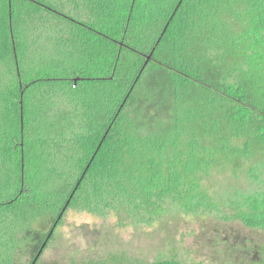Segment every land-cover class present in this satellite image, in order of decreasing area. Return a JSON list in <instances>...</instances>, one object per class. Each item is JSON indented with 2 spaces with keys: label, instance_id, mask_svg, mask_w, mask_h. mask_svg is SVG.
<instances>
[{
  "label": "trees",
  "instance_id": "obj_1",
  "mask_svg": "<svg viewBox=\"0 0 264 264\" xmlns=\"http://www.w3.org/2000/svg\"><path fill=\"white\" fill-rule=\"evenodd\" d=\"M70 210L264 232V0H0V264Z\"/></svg>",
  "mask_w": 264,
  "mask_h": 264
},
{
  "label": "rangeland",
  "instance_id": "obj_2",
  "mask_svg": "<svg viewBox=\"0 0 264 264\" xmlns=\"http://www.w3.org/2000/svg\"><path fill=\"white\" fill-rule=\"evenodd\" d=\"M49 227L46 223L20 235L16 264H31ZM162 258L185 264H264V232L239 222L176 216L136 229L124 218L70 210L37 264H147Z\"/></svg>",
  "mask_w": 264,
  "mask_h": 264
},
{
  "label": "water",
  "instance_id": "obj_3",
  "mask_svg": "<svg viewBox=\"0 0 264 264\" xmlns=\"http://www.w3.org/2000/svg\"><path fill=\"white\" fill-rule=\"evenodd\" d=\"M45 245H46V243H44V244L42 245V247H41L40 250L38 251V253H37V255H36V257H35V259H34V261H33L32 264H35V263L37 262V260L40 258L41 254H42V252H43V249L45 248Z\"/></svg>",
  "mask_w": 264,
  "mask_h": 264
},
{
  "label": "crops",
  "instance_id": "obj_4",
  "mask_svg": "<svg viewBox=\"0 0 264 264\" xmlns=\"http://www.w3.org/2000/svg\"><path fill=\"white\" fill-rule=\"evenodd\" d=\"M16 260H17V258H16ZM38 262V261H37ZM15 264H16V262H15Z\"/></svg>",
  "mask_w": 264,
  "mask_h": 264
},
{
  "label": "flooded vegetation",
  "instance_id": "obj_5",
  "mask_svg": "<svg viewBox=\"0 0 264 264\" xmlns=\"http://www.w3.org/2000/svg\"><path fill=\"white\" fill-rule=\"evenodd\" d=\"M37 255V254H36Z\"/></svg>",
  "mask_w": 264,
  "mask_h": 264
}]
</instances>
